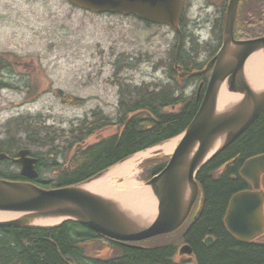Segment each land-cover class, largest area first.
<instances>
[{"label": "trees", "instance_id": "obj_1", "mask_svg": "<svg viewBox=\"0 0 264 264\" xmlns=\"http://www.w3.org/2000/svg\"><path fill=\"white\" fill-rule=\"evenodd\" d=\"M262 4L264 0H245L243 6L247 11L245 19L248 22L245 26L250 29L237 30L236 22L234 30L236 38L264 36ZM180 25L182 28L181 23ZM186 38L184 35L185 42L180 50L178 63L186 71L191 72L203 67V63L197 62L194 58L201 44L194 39L190 40L189 49L186 50L188 41ZM175 39L176 43L172 46V62L169 66V74L174 83L122 89L116 105L115 136L101 139L91 145H81L92 134L94 136V131L102 126L101 112L97 121L85 125L77 132L73 131L68 141L63 135L53 134L54 131L48 126L43 128L45 131L41 130L29 116H20L7 122L5 137L0 140V152L13 157L21 144L47 147L46 154H32L39 161L37 170L41 174L43 171L51 172L54 182L47 183L38 178L34 183L43 188L53 189L82 183L123 159L180 135L198 111L208 79L205 80L198 100H196L198 86H195L189 95L183 94L184 87L190 86L194 79L177 80V73L173 67L177 35ZM189 57L188 63H192L193 66L185 63ZM66 104L79 106L81 101L67 97ZM55 141L62 144L54 146ZM262 153L264 112L250 128L198 171L196 180L203 197V209L198 219L183 235L185 241L194 249L199 264H264V246L237 242L222 227V217L230 198L236 190L245 186L237 170L246 159ZM63 156L66 157V161ZM60 157L63 158V162H58ZM229 160L231 162L219 175L221 167ZM3 165L18 167L9 161L0 162V167ZM162 168L161 164L152 171L155 174ZM0 178L26 181L19 172L1 168ZM205 235L215 236L216 242L213 246L206 248L201 244ZM98 237L100 236L89 228L71 221L54 227H0V264H94L87 262L83 253H86L85 245ZM173 250L172 245L147 250L128 249L123 252L121 258L108 264H170Z\"/></svg>", "mask_w": 264, "mask_h": 264}, {"label": "rangeland", "instance_id": "obj_2", "mask_svg": "<svg viewBox=\"0 0 264 264\" xmlns=\"http://www.w3.org/2000/svg\"><path fill=\"white\" fill-rule=\"evenodd\" d=\"M203 7L204 0H191L180 20L183 43L184 35L188 40L185 49H189L190 40L201 43L194 54L200 63L211 57V48L217 50L220 46L224 23L221 22L217 42L210 44V25L201 23L206 17L204 12L210 9ZM245 16L247 11L242 5L237 30L250 29L245 26ZM175 37L169 26H152L134 16L92 15L64 0H0V140L5 137L7 122L20 116H29L43 131L50 126L53 134L63 135L67 141L73 131H78L79 122L94 110L104 118H115L122 89L174 83L169 66ZM188 59L185 63L193 66ZM193 88V83L185 86L183 94L189 95ZM67 97L79 99L81 105L66 104ZM112 131H104L100 137ZM100 137L93 136L88 143ZM61 144L55 141L54 146ZM22 147L33 154L48 151L47 147L21 144L19 148ZM155 164L158 163H147L131 172L130 181L144 188L142 182ZM0 168L19 172L17 166ZM40 179L54 182L48 171H43ZM112 181L116 186L123 182L120 178ZM170 242L174 239L163 236L152 243Z\"/></svg>", "mask_w": 264, "mask_h": 264}, {"label": "water", "instance_id": "obj_3", "mask_svg": "<svg viewBox=\"0 0 264 264\" xmlns=\"http://www.w3.org/2000/svg\"><path fill=\"white\" fill-rule=\"evenodd\" d=\"M67 1L92 13L134 15L150 23L169 24L177 31L182 10V0ZM238 2L231 0L228 5L222 48L206 68L188 73L178 66L176 57L175 69L180 80L201 76L214 60L216 63L196 116L178 139H172L176 141L173 151L162 153L170 156L165 168L145 184L156 200L154 209L129 206L118 198L85 187L123 164L126 161L123 160L81 184L59 189L46 190L32 183L0 178V214L13 216L1 220L0 227L40 226L39 223L45 220L75 221L95 233L119 241H142L175 231L186 220L196 200L197 171L242 135L264 111V89H253L245 77L250 56L264 53V37L247 41L234 39ZM223 88L240 97L220 109L218 101ZM158 154L161 152L151 156ZM7 159L20 164L23 177L30 180L38 177L37 159L29 156V150H20L17 158L12 159L0 153V161ZM240 173L254 190L231 198L225 226L231 235L249 242L264 232V194L259 190L264 174V155L247 160Z\"/></svg>", "mask_w": 264, "mask_h": 264}, {"label": "bare ground", "instance_id": "obj_4", "mask_svg": "<svg viewBox=\"0 0 264 264\" xmlns=\"http://www.w3.org/2000/svg\"><path fill=\"white\" fill-rule=\"evenodd\" d=\"M230 1L231 0L228 1V5H229ZM239 1H241V0H239ZM238 6H239V2H238ZM81 10L85 11V9H82V8H81ZM186 10H184V9L181 10L180 18H179L178 23H177L178 31L175 30L173 27H171L169 24H158V25L169 26L173 31H175V35H177V37H178L177 45H176V54H175V59H174V66H173L174 70L177 73V80L178 81H189L191 79L195 80V79H197V78H199V77H201V76H203L205 74L204 73L201 76L191 77V78H189L187 80H180L178 78V72L175 69L176 57L177 56H178L177 57V64H178V66H180L179 63H178V59H179L180 50H181L182 45H183V31L181 29L180 20H181V17H183L184 14L186 13ZM94 14L95 15H100V14H109V15H111L110 13H94ZM226 15H227V9H226ZM122 16H124V15H122ZM127 16H134V15H127ZM140 20H142V19H140ZM142 21H144L145 23H150V22H147L145 20H142ZM224 26H225V22L223 23V31H224ZM223 31L221 32V37H220V44L221 45H220L218 51L216 52L215 56L208 63L213 61V59L216 57V55L219 53V51L222 48V45H223ZM192 34L193 33H191V35ZM233 35H234V39L236 41L255 40V39H259V38H263L264 37V36H261V37L250 38V39L249 38L248 39H238V38H236L234 31H233ZM199 44H201V43H199ZM208 63L205 64V65L203 63V67L202 68L196 69V70L191 71V72H195V71H198V70L199 71L203 70L204 68H206ZM215 63H216V60H214V62L211 65L212 70H213V68L215 66ZM180 67L184 71H186L182 66H180ZM210 68H209V70H210ZM186 72H188V71H186ZM191 72H188V73H191ZM245 77L248 80V82L251 84L253 89H255V90L264 89V53H257V54H254V55L250 56V58L248 59V61L246 63V66H245ZM209 81H210V78L208 80L207 86L209 84ZM207 86H206V89H207ZM202 87H203L202 84H200L198 86V88H197V91H196V97L197 98L200 95ZM206 89H205L204 95H203V97L201 99L200 105H201V103H202V101L204 99V96H205V93H206ZM239 97H240L239 95H236V94H233V93H229L223 88V90L221 91V94L219 96V101H218V102H220L219 103V108L220 109H225L228 105H230L233 101H235ZM200 105H199V108H200ZM199 108H198V110H199ZM197 112H196V114H197ZM196 114H195V116H196ZM193 119H192V121H193ZM175 145H176V141H172V142H168L166 144H163L161 146H158V147H156V148H154V149H152L150 151H146V152L137 154V155L131 157L130 159H128L127 161H125L123 164L118 165L117 167L111 169L102 178H100L98 180H94V181L90 182L89 184H86L85 187L88 190L96 192V193H99V194H103V195L111 196V197H116V198L120 199L121 201H123L125 204H127L129 206H134V207H139V208L145 207L148 210H152V209L155 208V200L151 196L149 190L137 188L136 184H134L132 181H130L128 176L131 174L133 168L136 167L135 166V162H136L137 159H142L144 157L151 156L152 154H156V153H159V152L166 153V154L171 153L173 151ZM227 147H225V148H227ZM114 178L115 179L120 178V179L123 180V182L119 183L118 186H116L115 185L116 183L114 181H112V179H114ZM132 195H133V198H132ZM10 218H13V216L9 215V214H0V221L1 220L2 221L3 220H7V219H10ZM60 222H61L60 220H45V221H41L39 224H41L40 226L54 227V226H58L57 224H59Z\"/></svg>", "mask_w": 264, "mask_h": 264}, {"label": "flooded vegetation", "instance_id": "obj_5", "mask_svg": "<svg viewBox=\"0 0 264 264\" xmlns=\"http://www.w3.org/2000/svg\"><path fill=\"white\" fill-rule=\"evenodd\" d=\"M228 1L229 0H204L206 7H203V8L210 9V12L208 10H206L204 12V15L206 17H204V19L201 23L210 25L209 26V32H208L210 44H212L214 41L217 42V40L220 36V25L222 22L221 18H222L223 13H224V15H226V9H227L226 4L228 5ZM244 2H245V0L242 2L239 1L240 7L244 4ZM261 7H263V10H264V4H262ZM238 8H239V6H238ZM184 10H186V9H184ZM213 10H214V12H212ZM216 10H220V11L217 12ZM215 11L217 12V14ZM214 15H216V16L212 17ZM257 19L259 20V18H257ZM199 29L202 30V28H199ZM212 46H215V45H212ZM219 47H218V49H219ZM211 49L213 50V48H211ZM218 49L213 50L214 52L212 51L213 54L204 63V65L207 64L215 56ZM210 70H212V67L210 68ZM210 70H209V72H211ZM207 79L209 80V77H207V74H204L203 76L194 80L193 86L194 87L199 86L200 84H202V86H204L205 80H207ZM198 99H199V97L198 98L196 97V100H198ZM99 113H100L99 110H96V111L94 110L92 112L91 117L93 118V120L96 121L98 115H100ZM102 118L104 120V121H102L103 122L102 126L97 128L94 131V136L100 137L101 133L104 134V131H107L110 129H112L113 131H112V134L103 135V137H100L99 140L115 136V131H116L115 118H113V119H111L109 117L104 118L103 116H102ZM230 162H231V160H229L226 164H224L221 167V169L219 171L220 172L219 175L221 173H223L225 167ZM237 172L239 174V170H237ZM241 180L244 182L245 186L239 190H236L235 194L240 192V191H246V190L252 189L250 184H248L243 179H241ZM261 189L264 191V181L261 183ZM202 209H203V201H202L201 206H200V211L195 216H193L191 218L192 219L191 222L189 224H185L177 232H175L174 234H172L170 236L172 239H174V242H170L166 245H162V244H157V245L155 244L154 245L152 243L155 240L154 238H150V239H147V240H144L141 242H126V241L121 242V241H116V240H112V239H106V238H104L98 234L100 237H98L92 243L85 245L86 253L85 252L83 253L84 258L87 260V262H90V263L108 264L109 262H111L113 260L121 258L123 255V252L125 250H128V249L147 250V249H151V248L172 245L174 250H173V254L171 255V258H170V264H199V261H198L197 255L194 252V249L192 248V246L189 243H187L185 241L183 234L189 229L191 224H193L198 219ZM225 215H226V211H225L224 216L222 217V227L225 230V232L228 235H230L228 233V230H227L225 223H224ZM232 238L234 240H236L237 242H240L243 244H253V245L264 246V239L262 241L244 243V242L238 241L234 237H232ZM215 242H216V238L213 235H205L204 238L201 240V244L206 248L213 246V244Z\"/></svg>", "mask_w": 264, "mask_h": 264}]
</instances>
